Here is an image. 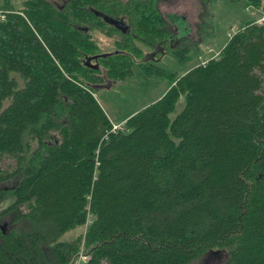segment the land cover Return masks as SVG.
Here are the masks:
<instances>
[{
  "label": "trees",
  "instance_id": "trees-1",
  "mask_svg": "<svg viewBox=\"0 0 264 264\" xmlns=\"http://www.w3.org/2000/svg\"><path fill=\"white\" fill-rule=\"evenodd\" d=\"M57 1L0 0V264H74L82 251L85 264H196L213 251L264 264L259 18L218 57L171 73L144 62L158 45L191 61V46L171 45L161 0ZM234 1L264 13V0ZM96 56L99 69L86 63ZM135 67L171 86L113 132L96 91Z\"/></svg>",
  "mask_w": 264,
  "mask_h": 264
},
{
  "label": "rangeland",
  "instance_id": "rangeland-1",
  "mask_svg": "<svg viewBox=\"0 0 264 264\" xmlns=\"http://www.w3.org/2000/svg\"><path fill=\"white\" fill-rule=\"evenodd\" d=\"M64 1L58 0L57 5L63 4ZM159 7L171 25V30H175L173 34V37L177 38L175 42L182 46L186 43L193 48L190 53L191 61L185 64L177 63L168 53L157 59L158 64L171 73L189 71L218 57L231 35H234L240 26L263 16L249 8L246 3L234 0H211L207 5L202 4L200 0H161ZM94 41L103 53L111 52L113 49V40L99 32L94 33ZM145 50L147 53L150 48ZM134 71L135 76L124 83H107L110 87L96 91L99 103L115 123L122 124L120 119L130 117L157 102L171 86V80L166 75L146 78L138 73V67H135ZM9 103L6 102L5 105ZM182 107L179 106L178 112ZM1 168L12 172L16 168V163L13 159L4 157ZM84 230L85 227H81L79 231L68 234L65 239L71 240L78 232L84 233ZM227 260L225 252L213 251L196 264H223Z\"/></svg>",
  "mask_w": 264,
  "mask_h": 264
},
{
  "label": "built area",
  "instance_id": "built-area-1",
  "mask_svg": "<svg viewBox=\"0 0 264 264\" xmlns=\"http://www.w3.org/2000/svg\"><path fill=\"white\" fill-rule=\"evenodd\" d=\"M263 16L261 18L258 19L257 23L260 25H264V13L262 14ZM233 35H231L232 38ZM207 62H205L204 64H206ZM122 124H114L113 125V132L117 129L120 128ZM89 222V221H88ZM91 260L90 256L85 254L83 251L79 254L77 260L74 262V264H85L87 262H89Z\"/></svg>",
  "mask_w": 264,
  "mask_h": 264
},
{
  "label": "flooded vegetation",
  "instance_id": "flooded-vegetation-1",
  "mask_svg": "<svg viewBox=\"0 0 264 264\" xmlns=\"http://www.w3.org/2000/svg\"><path fill=\"white\" fill-rule=\"evenodd\" d=\"M168 22V21H167ZM168 24H169V22H168ZM169 26L171 27V25L169 24ZM175 31V30H174ZM174 31H172L171 30V32H172V36H171V40H170V42H171V45H173L174 43H175V41L177 40V38L174 36L173 37V34H174ZM179 39H186V38H179ZM187 41V40H186ZM185 41V42H186ZM176 45H179V43H176ZM151 50V51H150ZM150 50H149V52H147L148 53V55H150V58L152 57V59H155V60H157L158 59V56H157V54L158 55H164L165 54V52H164V49L162 48V46L161 45H158V47L154 50V49H151L150 48ZM164 52V53H163Z\"/></svg>",
  "mask_w": 264,
  "mask_h": 264
},
{
  "label": "water",
  "instance_id": "water-1",
  "mask_svg": "<svg viewBox=\"0 0 264 264\" xmlns=\"http://www.w3.org/2000/svg\"><path fill=\"white\" fill-rule=\"evenodd\" d=\"M105 20L108 21V22H110L111 24L117 26V27H121V26H120V24H121L120 21H113V20H110V19H107V18H105ZM107 56H108V55H102V57H107ZM98 57H99V56H96V57H94V58H88V59L86 60L87 65H89V66H91V67H93V68H95V69H99V68H100L99 65H92V61H93V59H98ZM149 58H150V55H147L146 58H144V62L148 61Z\"/></svg>",
  "mask_w": 264,
  "mask_h": 264
},
{
  "label": "crops",
  "instance_id": "crops-1",
  "mask_svg": "<svg viewBox=\"0 0 264 264\" xmlns=\"http://www.w3.org/2000/svg\"><path fill=\"white\" fill-rule=\"evenodd\" d=\"M249 8H251L252 9V7L250 6ZM261 15V14H260ZM258 19V18H257Z\"/></svg>",
  "mask_w": 264,
  "mask_h": 264
}]
</instances>
